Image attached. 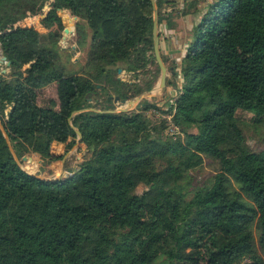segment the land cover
<instances>
[{
    "label": "trees",
    "instance_id": "16d2710c",
    "mask_svg": "<svg viewBox=\"0 0 264 264\" xmlns=\"http://www.w3.org/2000/svg\"><path fill=\"white\" fill-rule=\"evenodd\" d=\"M23 1L0 11V47L10 63L0 74V116L18 158L40 154L39 176L52 177L49 162L76 142L71 113L101 111L71 118L91 152L56 180L24 170L0 129V264H264V150L247 148L236 117L243 110L264 118V0L211 1L182 59L180 84L173 73L176 95L141 101L139 117L105 110L151 90L158 77L151 1ZM48 1L47 33L16 25ZM155 2L159 27L169 0ZM64 9L90 29L85 72L55 65ZM77 31L83 46L86 32L80 24ZM151 61L156 75L140 86L137 72ZM118 68L129 78H118ZM51 83L55 97L40 105ZM152 108L171 114L179 132L144 116ZM53 142L65 145L63 154L50 153ZM204 156L218 170L209 186L194 187L190 170Z\"/></svg>",
    "mask_w": 264,
    "mask_h": 264
},
{
    "label": "rangeland",
    "instance_id": "374dc122",
    "mask_svg": "<svg viewBox=\"0 0 264 264\" xmlns=\"http://www.w3.org/2000/svg\"><path fill=\"white\" fill-rule=\"evenodd\" d=\"M21 2H24V1L23 0H11L10 3L4 2L0 6V11L11 10V9H8L10 6L17 5L18 3H21ZM170 2L171 1H169L168 5L170 4ZM197 2L198 1H196V3ZM49 3L50 2L48 1L44 4L39 14L34 15V16H27L21 21H19L16 25L34 27L36 30H38L42 34L47 33L48 30L45 27H43L41 24V20H42L41 16L47 12V9L49 8ZM196 3L194 5L193 4L188 5V8L194 7ZM64 10H66V12H63V13L61 12V10H58V15L61 17V20H62L63 29L61 30L59 39L56 41V44H54V48H53L54 51L57 52V59L55 61V65L56 67L63 69L64 73L66 74H70L74 72H78V73L85 72V70L87 69L86 62H87V50L89 48L90 29L87 25V22L84 19H80L77 16H73L67 9H64ZM180 11L182 15H184L183 17L185 18L184 23H185V28L187 30L186 36L188 38V44H189V42L193 40L195 26L198 24L203 12L200 9L194 11V9L189 10L185 7H182ZM64 14H66V16ZM64 17L72 18V22H70L68 26V29L70 30V32L67 34L64 32V29L67 27ZM77 24H80V26H82V29L86 32V38H85V42L83 46L82 45L80 46V44L78 43V40L80 37L79 35H81V33H78L77 31ZM176 26H177V22L175 21L172 24V27L175 28ZM55 29H56V26H53L51 28V30H55ZM180 37H182L181 31L175 28L174 36H173L174 41L175 39L180 38ZM51 40L52 42L54 41L53 39ZM51 44L52 43H50V46L52 47L53 44L52 45ZM185 50H186V47L185 49H183L184 54L186 52ZM183 56L178 58L173 68L174 69V79L177 83L179 82L178 84H180V66H181ZM2 60L3 61L0 62V74L6 73L9 70L5 66L6 63L4 62V59ZM2 70H5V72H3ZM117 74L121 78H125V79L129 78L128 75L124 74L123 71ZM137 74H139V78H141L139 82L140 86H144L147 79L150 78L152 74L156 75V63L154 61H151L150 64L146 66L145 70L144 68L139 69ZM157 75L158 77L155 83L153 84V87L151 88V90L144 91L141 94L148 93V92H156V90H159L158 82H159V77H160V70L157 73ZM172 78H173L172 74H170V71H168L167 80L169 81V84L166 85L167 86L166 91L168 92V90H170L167 94L169 95L170 93H172V95L175 96L176 90L173 89V84L170 83L172 81ZM134 81H136L135 78H134ZM116 87L117 85L114 86V88ZM54 97H55V84L51 83L39 92L38 103L40 105H46L49 99L54 98ZM135 97L136 96L132 98H128L127 101L133 100ZM167 98L168 96L166 97L164 96V100L160 101L158 100L157 97H151V98L147 97V98L142 99L141 101L146 100L149 103H153V104H163ZM116 102H117L115 103L116 108L123 106L121 102L119 101H116ZM139 103L135 105L132 110L136 111L139 106ZM152 109H156V108H152ZM152 109H149V110H152ZM149 110L144 111L143 113L144 116H146L151 122L159 123L160 121L159 118H156L154 117L153 114L148 113ZM141 112L142 110L140 109L137 110L136 112L138 114L137 117L140 116ZM236 117H237L238 124L243 132L244 139H245V145L247 146V148L254 152L264 150V118L259 117V121H256L253 114L243 111V110H238L236 112ZM0 121L2 123L4 122V119L1 116H0ZM74 150L75 149H72V151H70V153L68 154V158L72 163L65 162L67 163L65 164V166L70 168V171L74 170L78 166L79 162H81L84 159V157L87 155L86 154L83 157V155L81 154L78 155V152ZM25 155L27 156V158H32L34 161L38 162V167L34 171H31V169L28 166L27 161L20 159L21 166L26 171L39 175L41 172L39 160H41L42 158L40 154L29 152V153H26ZM74 162L75 164H73ZM217 170H218V162L216 160L211 159L208 156H204L203 163L199 167L190 170V176L192 178L193 186L194 187L203 186V185L209 186ZM62 174L64 176V175H67L68 172L66 173L62 172ZM62 174L61 175L57 174V176H62ZM143 189H145V186L140 184L136 188V192L141 193ZM255 237H257V233H255Z\"/></svg>",
    "mask_w": 264,
    "mask_h": 264
},
{
    "label": "crops",
    "instance_id": "0c3cea01",
    "mask_svg": "<svg viewBox=\"0 0 264 264\" xmlns=\"http://www.w3.org/2000/svg\"><path fill=\"white\" fill-rule=\"evenodd\" d=\"M169 1H171V2L167 6V8H168V21L167 22L164 21L160 24V26L158 27V32H159L160 54L162 55V59L164 61V64L167 66L168 71H170V74H172V76H173V73H171V71L174 68V64L176 63V61L178 60L179 57L185 55L183 53V49H185V47L187 49V46H188V38L186 36L187 30L185 28V23H184L185 18L183 17L184 15H182L180 9L182 7H185L189 10L194 9V11L200 9L202 12H204L207 8V5L213 0H204V1L203 0H169ZM196 1H198V2L196 3ZM195 3H196V5L194 7L188 8V5H190V4L194 5ZM175 21L177 22V26L175 28L179 29L181 31L182 37L177 38L174 41L173 36H174L175 28L172 27V24ZM117 73H119V72H117ZM124 74H126V73L124 72ZM123 76H125V75H123ZM117 77L122 79V80H126L125 78H121L120 76H118V74H117ZM169 91L170 90H168V92ZM168 92L166 91V93L164 95L165 97L170 96V94L172 95V93H170L168 95L167 94ZM88 145H89L88 142L77 141V139H76V142L73 145V147L68 152H66V154H64L63 158L59 162H49V166H48V168L46 167L45 170H48V174L52 177H56L57 174L61 175L62 172H64V173L68 172L69 173L70 168L65 166V164H67L69 162L72 163L68 158V154L70 153V151H72V149H75L74 151H77L78 155L81 154L84 157L87 154L86 156H88V154H90V152H91V147ZM64 150H65V145L63 143L53 142L51 144L50 153L52 155L63 154ZM29 152H32V151H29ZM32 153H34V152H32ZM83 157H82V159H83ZM65 162H67V163H65ZM73 164H75V162ZM73 167H75V166H73ZM54 173H56V176L54 175ZM62 176H63V174H62ZM52 177H50V178H52Z\"/></svg>",
    "mask_w": 264,
    "mask_h": 264
},
{
    "label": "water",
    "instance_id": "95a60500",
    "mask_svg": "<svg viewBox=\"0 0 264 264\" xmlns=\"http://www.w3.org/2000/svg\"><path fill=\"white\" fill-rule=\"evenodd\" d=\"M151 1V5H152V9H153V28H152V32H153V54H154V57H155V61L160 69V77H159V82H158V88L159 90H156V92H148V93H143V94H140L138 96H136L133 100H129L127 101V98L125 99H122L121 100V103H122V107H118V108H115V109H112V110H105L106 112H128V111H132V109L134 108L135 105H137L142 99L144 98H151V97H157L158 100L160 101H163L164 100V95L166 93V89H167V86H166V80H167V77H168V68L167 66L164 64V61L162 59V56L160 54V49H159V32H158V10H157V5H156V2L155 0H150ZM50 8L47 9V12L49 11ZM46 12V13H47ZM46 13L44 15H42L41 17H45ZM64 32L67 34L70 32V30L66 27L64 29ZM4 32H1V34H3ZM2 59L5 60V57L3 55V52H2V49L0 47V61H3ZM6 65H9V61H5ZM146 69V67L144 68V70ZM3 72H5V70H2ZM119 73L122 72V69L118 68L117 70ZM171 73H174V71L172 70ZM137 75L134 76L135 79H137ZM131 82V81H129ZM118 99V98H116ZM88 110H92V111H96V112H100L101 110L99 109H96V108H92V107H88V108H83V109H78V110H74L71 115H70V118L68 119V122L71 126V128L75 131L76 135H77V141H81V132L78 128L74 127L72 124H71V118L80 113V112H83V111H88ZM0 129L2 131V134L4 136V139L6 141V144L8 146V149L9 151L11 152L14 160L21 166V160H26L27 159V156L24 155L22 156L21 160L18 158V156L16 155L12 145H11V142H10V139H9V136L4 128V125L3 123L0 121ZM22 167V166H21ZM23 168V167H22ZM24 169V168H23ZM25 170V169H24ZM28 172V171H27ZM29 174L31 175H35L36 177L40 178V179H46V180H56V179H59L61 176H56V177H52V178H43L37 174H34L32 172H28Z\"/></svg>",
    "mask_w": 264,
    "mask_h": 264
},
{
    "label": "built area",
    "instance_id": "2783aa9c",
    "mask_svg": "<svg viewBox=\"0 0 264 264\" xmlns=\"http://www.w3.org/2000/svg\"><path fill=\"white\" fill-rule=\"evenodd\" d=\"M5 62V60H4ZM179 83V82H178ZM148 113L154 115V117L159 118L160 120H165L166 122V131L170 135L177 134L179 132L178 127L173 124L171 121V114H163L157 109L149 110Z\"/></svg>",
    "mask_w": 264,
    "mask_h": 264
},
{
    "label": "bare ground",
    "instance_id": "6f19581e",
    "mask_svg": "<svg viewBox=\"0 0 264 264\" xmlns=\"http://www.w3.org/2000/svg\"><path fill=\"white\" fill-rule=\"evenodd\" d=\"M65 16H66V14H64ZM64 19H65V21L67 20V19H70V21L72 22V18H68V17H64ZM68 28V27H67ZM56 176V175H55Z\"/></svg>",
    "mask_w": 264,
    "mask_h": 264
}]
</instances>
